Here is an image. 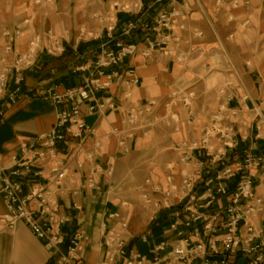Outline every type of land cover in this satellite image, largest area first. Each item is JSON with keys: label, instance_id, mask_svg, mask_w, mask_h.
Here are the masks:
<instances>
[{"label": "built area", "instance_id": "1", "mask_svg": "<svg viewBox=\"0 0 264 264\" xmlns=\"http://www.w3.org/2000/svg\"><path fill=\"white\" fill-rule=\"evenodd\" d=\"M172 1L149 18L144 0L114 1L110 11L99 14L98 21L103 25L92 37L100 41L98 53L90 66L81 64L72 71L89 72L84 83L61 93L53 88L38 90L36 96L55 109L52 127L19 142L7 157L0 152V198L4 207L0 224L9 231L17 223L24 224L54 258L50 264H84L78 253L86 236L75 231L67 237L63 231L68 222L59 204L64 181L69 177L74 180V173H83V188L97 191L100 187L94 175L111 177L114 172L113 163L103 167L97 161L102 142L94 128L83 121V115L100 117L123 107L119 124L108 132L115 139L119 155L130 152L129 141L140 130L164 124L178 131L181 116L173 109L176 105L183 123L188 127L193 124L196 95L190 87L140 103L132 102L131 92L125 90L124 105L111 94L100 95L116 82L139 84L133 67L122 69L134 57L149 61L156 55L169 56L186 64L192 55L205 54L203 45L195 42L203 32L188 23L191 1ZM209 1L225 12L227 23L236 22L233 11L249 7V0ZM249 24L246 18L237 25L246 29ZM138 32L142 33L139 40L133 41ZM83 35L80 29L74 53L80 43H89L81 39ZM67 36L68 32L59 36L50 28L39 33L19 25L0 26V125L23 95L25 72L39 63L41 54L62 56ZM209 70L208 64L201 68ZM229 85L218 89L219 104L199 135L176 144L175 159L165 164V186L147 177L135 189L149 223L166 221V237L154 242L148 255L131 247L133 207L122 199L114 211L105 213L101 223L98 264H264V190L257 193L255 185L257 174L264 173V77H260L261 96L249 106V93L237 99ZM247 107L252 113L250 145L235 161L226 162L238 150L241 139L236 126L242 123L240 112ZM87 141L89 146H85ZM256 143H260L262 152L255 153ZM114 191L112 188L110 192ZM71 192L75 194L77 189ZM222 200L225 202L219 205ZM257 219L262 225H256ZM152 237L153 230L147 226L136 240L148 244Z\"/></svg>", "mask_w": 264, "mask_h": 264}, {"label": "crops", "instance_id": "2", "mask_svg": "<svg viewBox=\"0 0 264 264\" xmlns=\"http://www.w3.org/2000/svg\"><path fill=\"white\" fill-rule=\"evenodd\" d=\"M73 0H63L60 2L62 14L58 18L66 19V14L71 11V3ZM192 3V13L190 14L189 25L200 29L203 32V37L195 42L203 45L205 54L201 57L192 55L186 64L178 63L174 58L169 56L156 55L153 59L147 61L140 57H134L127 61L122 69L127 68V65L134 68L135 74L139 77V84L131 86L125 82H116L112 84L109 91L103 92L100 95L111 94L113 99L122 105V93L125 90L131 92V101L140 103L147 99H159L169 90L178 86L180 82H185L186 74L183 72L186 66L192 67L195 71H201V68L206 58H215L219 53L218 48L224 49L226 52L227 44H230L228 35L230 33L237 40V36L241 33H264V0H249V7L240 8L233 11L236 19L234 23H227L225 20L226 14L224 11L217 9L209 0H190ZM145 7H149L146 11L147 17H153L160 9L167 8L174 2L172 0H144ZM123 17H125L123 15ZM249 18L250 24L246 29L238 28V23ZM0 26H7L0 20ZM14 26V25H12ZM7 26V27H12ZM61 28V27H59ZM67 29L68 27H62ZM61 28V29H62ZM66 32V30H63ZM142 33H134L133 41H138ZM233 37L231 39H233ZM235 42V41H234ZM66 47L65 53L60 57H50L45 54L40 55L39 63L32 69L25 72L23 95L18 103L6 113L5 122L0 125V152L7 157L15 152V148L19 142L33 139L37 134L46 133L52 127L55 121V109L49 103L43 101L36 96L38 90L46 91L48 88H53L57 93H61L65 88L80 86L84 83V79L89 72H76L73 69L81 64L90 66L98 53V45L100 41L80 43L78 49L74 53L75 43L69 45L64 43ZM24 48V43L20 44ZM217 68L223 80L228 79L227 72L232 70L236 76V83L229 85L237 99L248 92L250 101L246 106L258 100L261 96V86L258 84L260 77L264 75L257 74L256 71H244L242 67H238L235 61L228 57L227 60H220ZM250 61H247L244 66L247 68ZM193 82L197 96L193 111L194 128L201 129L207 121L209 115L216 110L214 104L219 103L218 89L206 88L203 83L197 84ZM260 82V81H259ZM183 84V83H182ZM208 93H213L212 103H208L205 96ZM179 113L180 109H176ZM81 111L84 113V106H81ZM123 116V107H119L114 112L107 113L103 116H86L83 115V121L94 128L95 136L102 142L100 156L97 161L101 166L106 167L109 163L115 164L116 153L115 139L108 135L109 129L112 126L119 124L120 118ZM89 119V122L87 121ZM252 113L249 108L243 109L240 112V120L242 123L237 124V134L241 139L238 150L226 162L235 161L243 148L250 145L249 137L251 136ZM196 124V125H195ZM191 126V127H192ZM188 128L181 119L180 128ZM189 127V131L191 129ZM139 132V131H138ZM189 136H195L190 131ZM198 134V133H197ZM245 139V140H244ZM244 140V141H242ZM90 141H87L85 146H89ZM137 144L134 140L129 141L132 149L133 145ZM255 153L262 152L260 143H256ZM131 151V150H130ZM115 172V166H114ZM114 172L111 177L107 175H94L93 179L97 181L100 189L90 190L83 188L85 174L74 173V180L70 181L69 177L63 183V192L59 198L61 206V214L68 219V222L63 227L64 233L71 235L75 231H82L86 236L83 242V249L78 253L81 258V263L98 264L101 254V242L103 222L105 213L114 211L118 206V199L110 191L114 186ZM73 176V174H72ZM72 179V178H71ZM256 192L264 190V173L259 172L255 180ZM77 189V193L72 194V190ZM225 200L220 201L222 204ZM4 207L0 198V215L3 213ZM144 220H141L138 229L136 228L131 235L130 246L137 249L143 254L148 255L149 249L154 242L160 241L166 237L164 233L165 222L158 221L153 224L149 223V215L145 213ZM264 218V215L261 216ZM256 225H262L260 219L255 220ZM150 226L153 230V237L148 244H140L136 237L143 230ZM54 260L49 252L43 247L32 232L22 223H17L11 231L5 229L0 224V264H50ZM119 264V263H117Z\"/></svg>", "mask_w": 264, "mask_h": 264}, {"label": "rangeland", "instance_id": "3", "mask_svg": "<svg viewBox=\"0 0 264 264\" xmlns=\"http://www.w3.org/2000/svg\"><path fill=\"white\" fill-rule=\"evenodd\" d=\"M0 0V20L4 25H19L29 32L43 33L46 29H52L56 35H62L63 30L68 32L67 43L71 45L79 36V30H84L85 38L89 42H95L92 37L95 36L102 25L97 16L110 11V7L114 1H133V0H73L71 3V11L66 14V19L58 18L62 14L60 2L63 0ZM67 26V29L62 27ZM61 27V28H59ZM92 34L90 36L89 34ZM231 34V33H230ZM235 33H233L234 36ZM226 52L224 49L218 48L219 53L215 58H206L205 62L210 67L208 72L195 71L192 67L186 66L183 72L186 74L185 82H180L177 87L169 90L171 92L176 89L190 87L196 95V100L200 98L194 90V83H203L206 88L215 89L219 85L235 84L237 79L232 70H228V79L223 80L219 74L217 63L232 58L238 67H242L244 71H256L261 76L264 75V33L245 32L237 36V40L229 39ZM235 41V42H234ZM250 61L249 67L244 64ZM260 81V79H259ZM258 84L260 85V82ZM183 83V84H182ZM165 94L161 98L168 96ZM205 98L208 103L214 102L213 93H208ZM216 102L213 107H217ZM173 109H179L176 105ZM179 113V112H178ZM161 114V112H160ZM182 119V112L179 113ZM89 122V119L87 120ZM196 125V124H195ZM191 127V126H190ZM189 128V127H188ZM184 127L178 131H174L171 126L157 124L146 129L140 130L133 138L137 144L133 145L131 151L126 155H116L114 179L115 191L114 195L121 201L128 200L133 209L130 212V235H134V230L144 220L145 212L141 208V202L138 198L136 187L144 178L150 177L155 183L165 186V164L175 159L176 144L182 139H189L199 135L200 129L191 127L195 136H189V129ZM198 133V134H197Z\"/></svg>", "mask_w": 264, "mask_h": 264}, {"label": "trees", "instance_id": "4", "mask_svg": "<svg viewBox=\"0 0 264 264\" xmlns=\"http://www.w3.org/2000/svg\"><path fill=\"white\" fill-rule=\"evenodd\" d=\"M79 46V45H78Z\"/></svg>", "mask_w": 264, "mask_h": 264}]
</instances>
